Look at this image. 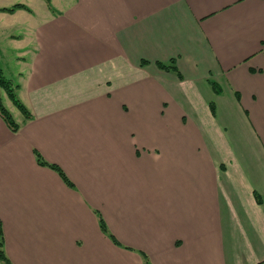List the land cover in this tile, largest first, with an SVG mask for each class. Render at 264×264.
Instances as JSON below:
<instances>
[{"label":"crops","instance_id":"crops-1","mask_svg":"<svg viewBox=\"0 0 264 264\" xmlns=\"http://www.w3.org/2000/svg\"><path fill=\"white\" fill-rule=\"evenodd\" d=\"M19 1L10 264H264V0Z\"/></svg>","mask_w":264,"mask_h":264},{"label":"trees","instance_id":"trees-1","mask_svg":"<svg viewBox=\"0 0 264 264\" xmlns=\"http://www.w3.org/2000/svg\"><path fill=\"white\" fill-rule=\"evenodd\" d=\"M42 1L48 7H50L49 6V0H42ZM17 10L27 11V9L22 5H14L9 9H0V13L12 14ZM156 66L162 71H172V72L177 73L173 62H170L168 65L158 63V64H156ZM2 92L5 93L7 99L11 102V104L22 114L24 121H29L32 119V116L30 115V113H28L26 108L16 99L15 94H14V90H13L10 82L3 77L2 71L0 69V117L3 119V121L5 122L7 127L9 128V130H11L12 132H16L18 129V125L13 121L11 115L2 106V103H1V93ZM215 92L218 93L216 90H215ZM211 111L213 113L212 106H211ZM35 158H36V162L39 166L48 167L49 169L55 171L59 175V177L62 179V181L68 187H71V184L68 182V180L66 179V177L63 175V173L61 172V170L58 167H56L54 165L47 164L37 154H35ZM99 229L105 236H107L110 240H112L115 244H117L114 241V239L108 234L107 229L101 220H99ZM3 247H4V238H3L2 225L0 222V263L1 264H10L9 260L5 256ZM144 260H145V264H148L145 258H144Z\"/></svg>","mask_w":264,"mask_h":264},{"label":"rangeland","instance_id":"rangeland-1","mask_svg":"<svg viewBox=\"0 0 264 264\" xmlns=\"http://www.w3.org/2000/svg\"><path fill=\"white\" fill-rule=\"evenodd\" d=\"M17 2H14V4L22 3L19 0H16ZM19 1V2H18ZM26 1V0H23ZM57 0H51L53 5H55L54 8H60L59 2H56ZM44 8H47L45 3L43 1H40ZM14 4H8V2H0V7H11ZM42 5L36 6L29 4V6L35 11L37 18L41 16V10L43 9ZM19 22L8 21L1 23L0 22V65L5 72L6 77H10L17 71V66L15 64V59L17 58V52L16 48L12 43L8 41V36L13 35L14 37L21 35V27L18 26ZM3 97L2 103L5 109L9 111L14 119V121L19 122L21 119L20 112L10 104V102H7Z\"/></svg>","mask_w":264,"mask_h":264}]
</instances>
